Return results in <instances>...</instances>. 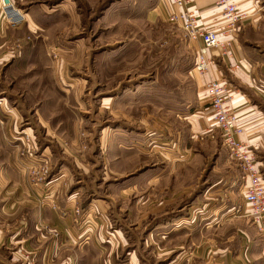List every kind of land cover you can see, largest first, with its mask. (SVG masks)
Returning a JSON list of instances; mask_svg holds the SVG:
<instances>
[{"label":"rangeland","instance_id":"1","mask_svg":"<svg viewBox=\"0 0 264 264\" xmlns=\"http://www.w3.org/2000/svg\"><path fill=\"white\" fill-rule=\"evenodd\" d=\"M60 1L45 2V11L50 12L45 13V34L35 29L32 39L35 50L45 44V97H50L51 102L58 97L59 113H73L80 119L82 127L75 138V148L83 162L92 161L89 174L81 176L80 190L75 192L77 198L71 210L79 206L82 219L90 198L107 196L113 224L120 228L125 240L115 264H131V255L144 264H169L173 260L183 264L186 252L190 251L186 243L202 238L201 228L185 221L186 209L192 205L197 210L206 202L201 193L218 174L214 169L216 161L226 158L233 161L217 132L213 136L201 135L198 140H213L215 146L224 150L220 158L186 150L189 140L186 124L182 123L186 121H180L183 131L179 135L171 130V122L177 118L174 111L181 109V97L193 94L189 87L184 88L183 82L192 80L188 70L194 66L196 51L192 42L196 40H191L179 24L167 18L163 3L157 13V0H107L96 9L66 10L56 7ZM214 49L218 53V48ZM36 123L35 118H24L18 130L7 132L4 139L16 148L14 162L25 170L41 203L50 192L47 187L56 165L64 161L57 159L58 144L68 146L69 138L46 136ZM0 124L3 126L4 122L0 120ZM132 125L141 129L125 141L128 129H135ZM47 147L51 153L45 152ZM186 164L193 166L191 174L186 175ZM45 165L49 168L46 178L38 180L31 176L32 168L41 169ZM145 174L160 178L161 188L156 186L159 191L155 194L159 201L177 199L162 215L149 214L147 210L143 216L139 208L143 185L138 186L137 179ZM171 176L183 177L182 183L188 176L187 180L194 184L192 194L187 195L181 183L171 184ZM239 178L242 179L241 173ZM150 190L146 191L150 193L146 204L152 208L155 202ZM57 192L50 194L44 205L58 213V208L64 207L58 205ZM214 203L213 207H217L218 202ZM79 219L72 223L78 224ZM256 230L264 242V234L257 227ZM215 236L211 228L210 237ZM11 251L22 257L21 264L32 260L21 247ZM212 251L215 257L216 252Z\"/></svg>","mask_w":264,"mask_h":264},{"label":"crops","instance_id":"2","mask_svg":"<svg viewBox=\"0 0 264 264\" xmlns=\"http://www.w3.org/2000/svg\"><path fill=\"white\" fill-rule=\"evenodd\" d=\"M13 1L26 13V22L18 28H10L0 17V120L4 122L3 126L0 124V264H21L22 257L11 251L18 247L32 257L28 264H115L116 255L125 240L121 238L120 228L113 224L107 196L90 198L85 204L87 213L82 219L80 217L78 224L72 223L70 217L60 218L56 211L39 202L25 170L14 162L16 148L4 139L7 132L18 130L24 118H35L46 136L69 138L68 146L58 144L60 158L57 159H64L66 163L61 161L56 165L54 177L47 187V192H50L46 193L45 199L57 190L58 205L71 209L77 198L75 192L80 190L81 176H87L92 168V161L83 162L75 148V138L82 124L73 113H59V108L56 109L60 101L58 97L55 102L45 97V44L35 50L32 38L35 29H41L45 34V13H50L45 11L47 0ZM105 1L62 0L56 7L62 10L96 9ZM217 1L187 0L184 8L195 15L201 28L220 31L224 17L216 5ZM162 3L168 18L177 7L174 0H157V13L161 11ZM236 3L245 17L238 22L231 46L232 57L220 59L216 56L214 63L202 74L195 73L192 68L188 70V77L192 80L183 82V85L185 89L189 87L193 94L188 96L185 93V97H181V109L174 111L177 118L171 122V130L179 135L183 131L180 121H186L182 122L186 124L189 140L186 150H196L202 155L214 154L220 158L224 152L222 148L215 146L213 140L199 141L198 137L209 135L207 132L211 130L205 84L212 79L226 81L229 83L228 104L243 128L239 137L254 153L256 166L264 176V92L261 91L264 88V0H236ZM192 45L196 51L200 42L193 41ZM209 54L216 55L217 50L211 49ZM139 121L145 125L144 120ZM132 128L135 129H128L125 141L141 129L133 125ZM110 135L107 134V138ZM46 151L51 153L49 147ZM176 164L173 165L178 170ZM192 167L186 164V175L192 173ZM214 169L218 171L217 176L207 182L201 193L206 202L197 210L192 205L186 209L185 221L192 223V227L201 228L202 238L186 243V249L190 251L186 252L183 264H264V242L251 218L244 215L247 205L243 199V181L239 178L238 165L226 158L217 160ZM149 176L145 174L137 179L138 186L143 185L139 208L143 210V216L147 210L149 214L162 215L168 206L177 203V199L170 197L164 202L159 201L155 194L159 191L156 186L161 188L160 178ZM187 178L184 177L183 183L180 182L183 177L171 176L170 180L171 184L185 185L186 194L190 196L194 184ZM148 189H152L150 191L154 194L152 208L146 204V200H150V193L146 194ZM215 201L218 202L217 207H213ZM211 228L216 233L214 238L210 237ZM211 249L215 250V257ZM130 261L131 264H144L133 255ZM178 261L173 260L169 264H178Z\"/></svg>","mask_w":264,"mask_h":264},{"label":"built area","instance_id":"3","mask_svg":"<svg viewBox=\"0 0 264 264\" xmlns=\"http://www.w3.org/2000/svg\"><path fill=\"white\" fill-rule=\"evenodd\" d=\"M187 0H174L175 9L170 14V20L181 26L191 40H198L199 47L195 52L193 69L198 73L207 71L210 64L214 63L215 57L220 59L232 57V42L236 37L238 22L245 17L236 3V0H218L216 5L222 10L224 24L220 31L215 29H203L197 24L195 15L184 8ZM0 17L2 22L10 28H18L26 22V13L19 8L13 0H0ZM28 39V38H27ZM218 48L216 55L209 54L211 49ZM235 68L238 65H234ZM222 80L212 79L206 82L205 90L207 105L211 119V130L219 134L223 147L230 158L238 165L243 180V199L247 205L244 215L249 216L252 223L264 234V176L256 166V158L246 142L240 139L243 128L239 118L228 104L229 94L227 85ZM264 92V88L261 90ZM213 129V130H212ZM31 176L36 179L46 178L49 174L48 165L40 169L32 168ZM46 195V194H45ZM45 197L42 199L45 204ZM55 208V206H52ZM82 209L75 205L72 210L58 208L61 218L71 217L77 222L82 215Z\"/></svg>","mask_w":264,"mask_h":264}]
</instances>
